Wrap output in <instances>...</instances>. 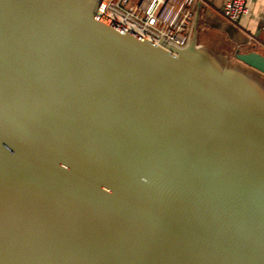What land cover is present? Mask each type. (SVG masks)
Masks as SVG:
<instances>
[{
    "label": "water",
    "instance_id": "obj_1",
    "mask_svg": "<svg viewBox=\"0 0 264 264\" xmlns=\"http://www.w3.org/2000/svg\"><path fill=\"white\" fill-rule=\"evenodd\" d=\"M233 50L0 0V264H264V56Z\"/></svg>",
    "mask_w": 264,
    "mask_h": 264
},
{
    "label": "built area",
    "instance_id": "obj_2",
    "mask_svg": "<svg viewBox=\"0 0 264 264\" xmlns=\"http://www.w3.org/2000/svg\"><path fill=\"white\" fill-rule=\"evenodd\" d=\"M173 45L184 48L193 34L196 5L202 0H99ZM252 0H228L222 7L225 20L236 25L250 13ZM264 31V19L262 21Z\"/></svg>",
    "mask_w": 264,
    "mask_h": 264
},
{
    "label": "crops",
    "instance_id": "obj_3",
    "mask_svg": "<svg viewBox=\"0 0 264 264\" xmlns=\"http://www.w3.org/2000/svg\"><path fill=\"white\" fill-rule=\"evenodd\" d=\"M228 0H202L197 3L193 24V34L197 32V43L200 45L203 27L223 31L234 46L229 60H236L238 54L256 52L264 56V0H252L249 3L250 13L243 16L236 24L228 23L222 16V7ZM192 34V35H193Z\"/></svg>",
    "mask_w": 264,
    "mask_h": 264
},
{
    "label": "rangeland",
    "instance_id": "obj_4",
    "mask_svg": "<svg viewBox=\"0 0 264 264\" xmlns=\"http://www.w3.org/2000/svg\"><path fill=\"white\" fill-rule=\"evenodd\" d=\"M137 1H138V0H131L130 3L132 4V3H135V2H137Z\"/></svg>",
    "mask_w": 264,
    "mask_h": 264
}]
</instances>
